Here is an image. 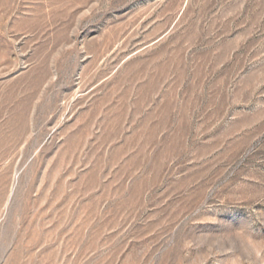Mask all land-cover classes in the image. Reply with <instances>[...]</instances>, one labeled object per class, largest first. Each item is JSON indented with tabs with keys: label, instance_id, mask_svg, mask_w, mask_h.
I'll return each instance as SVG.
<instances>
[{
	"label": "rangeland",
	"instance_id": "obj_1",
	"mask_svg": "<svg viewBox=\"0 0 264 264\" xmlns=\"http://www.w3.org/2000/svg\"><path fill=\"white\" fill-rule=\"evenodd\" d=\"M0 264H264V0H0Z\"/></svg>",
	"mask_w": 264,
	"mask_h": 264
}]
</instances>
